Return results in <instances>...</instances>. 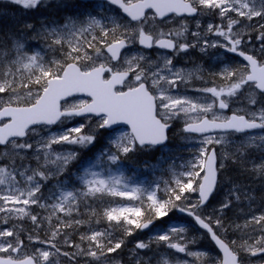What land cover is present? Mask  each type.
<instances>
[{"label": "snow or ice", "instance_id": "obj_1", "mask_svg": "<svg viewBox=\"0 0 264 264\" xmlns=\"http://www.w3.org/2000/svg\"><path fill=\"white\" fill-rule=\"evenodd\" d=\"M12 2L24 9H35L42 6L44 0ZM106 2L116 6L130 20L125 22L119 17H108L110 26H107L89 14L86 21L69 17L62 26L45 27L37 33L38 37L50 41L48 47L58 50L63 59L45 60L39 52L29 55L19 38H15L6 49L0 45V223L7 225L11 220L29 219L36 232L35 236L29 234L27 237L35 246L29 253L21 238L19 225L0 229V264H59L60 256L68 260H75L78 256L88 257L96 264H106L104 258L125 245L123 238L113 237V229H121L124 236H133L137 230L148 229L156 220L167 217L173 209L192 217L222 255L211 257L207 253L189 251L188 244L195 241L185 240L183 234L186 229L183 227L163 229L148 242L137 241L136 250L149 249L152 243L162 242L169 249L194 256L200 264H243L242 253L253 257L264 253V213L253 214L243 225H235V230H258L261 235L255 244H249L247 240L240 243L230 240L227 233L231 226L226 225L220 216L201 214L217 187L218 172L225 167L224 161L230 159L264 180V156L256 161L248 155L249 149L264 151V133L250 134L235 152L223 153L219 163L217 150L211 147L227 142L231 133L264 130V104L233 110L231 116L214 111L216 108L229 109L231 104L239 102L238 98L245 92L248 93L244 96L248 105H258L255 90L264 98V61L242 51L240 46L248 33L234 31L241 19L252 21L258 17L264 20V0ZM149 9L154 13L151 17L146 13ZM169 14L182 17L214 14L221 21L226 20V25L208 24L206 33L222 37L227 43L205 40L204 44L226 48L247 62L215 73L225 82L223 86L195 89L210 94L214 98L211 103L172 94L180 83L188 84L195 73L175 70L171 58L164 57L161 65L147 61V57L141 54L122 56V50L134 43L146 49L155 47L178 52L195 47V44L174 39L183 36L187 31L186 24H182L181 29L167 32L157 28L154 23L157 18L163 21ZM196 26L200 27L198 21ZM26 27L31 29L33 26L28 24ZM261 29H264V23H260L257 29V38L262 42L261 53L264 54V31ZM192 35L198 39L201 36L199 32ZM113 61L119 63L113 64ZM142 61L146 63L142 64ZM76 94H84L90 99L68 102V98ZM81 116L99 119L94 126L80 123L58 134H50L36 145L26 139L37 131L33 126L64 124L66 120ZM181 116L184 118L183 131L200 134L202 146L199 155L189 162L186 170L176 175L171 183L166 182L163 191L167 198L157 196L159 185L152 191L141 187L129 188L121 177L103 178L100 173L91 170L95 165L88 166L91 161H85L81 165L82 174L78 176L79 189L61 191L59 195L53 193L55 202H42L45 183L67 172L69 165L80 155L76 149L57 151L54 145H75L88 149L96 142L100 130L108 129L115 134L118 129L114 126L124 124L130 127V132L109 139L115 152L102 150L96 157L99 163L102 157L107 156L108 162L115 165L122 157L136 151L137 147L164 144L169 121ZM257 140L260 143H256ZM33 158L37 161L36 167L28 162ZM247 162L251 163L250 168L246 166ZM60 187L64 185L61 183ZM238 192L239 189L230 190L229 198L216 211L223 213L229 208L232 196L239 200ZM192 193H198L195 202H190L189 194ZM104 197L138 203L109 204L102 212L90 209L88 220H64L59 215L72 217L74 212H79L81 202L102 200ZM34 207L44 209L48 215L41 219L39 213L33 212ZM54 217L57 224L52 223ZM44 221L48 224V232L47 238L41 239L39 230ZM93 221L97 224L106 222L108 227L80 234V244L72 242L62 231ZM60 237H64L66 248H75L76 251H62L56 243ZM136 264H143V261L137 260ZM162 264L170 262L162 258Z\"/></svg>", "mask_w": 264, "mask_h": 264}, {"label": "rangeland", "instance_id": "obj_2", "mask_svg": "<svg viewBox=\"0 0 264 264\" xmlns=\"http://www.w3.org/2000/svg\"><path fill=\"white\" fill-rule=\"evenodd\" d=\"M0 2L1 3H5V2L13 3L12 0H0ZM100 6L101 5H94V9L91 10V9H86L85 5H83V7L85 8L86 11L80 12L81 13L80 15H82V18L79 20L86 21L88 18V15L91 14V15L95 16L97 19H100L102 21V23H104L107 26H110L108 17H119L121 20L128 22L125 19H123L115 10H113V9H111L105 5H103L102 8ZM76 13H78V12H76ZM214 16L216 18V21L209 20V19L204 20V18L200 17V16L195 17L192 21L194 23L195 29H198L196 26L197 21L199 22L200 27L205 26V28H207V25L210 23L213 25H216V23H218V21H219V23L227 22L226 20L221 21L217 15H214ZM61 17L65 20V22L68 20V17H64V16H61ZM238 19H240V18H238ZM55 21L56 20H51V23L47 24V22H50V19L46 20V21L43 20V22H44L43 26L38 25L35 32H33L31 35L37 36V33L42 32L45 27H47V28L57 27L55 25ZM260 23H264V20H261L258 17L254 18L252 21H247L246 19H241L240 24L234 28V31L247 32L248 35H250L253 31H255V29H258ZM155 24H156L158 29L163 30L164 32H167L169 30L174 29V27L172 28V25L169 26L168 20H164V21H161L158 23L156 22ZM62 25H63V23L61 25H58V26H62ZM97 32H98V30H97ZM38 39H40V41L42 42L39 44L41 46L44 45L45 49H47V51H49V55H51L54 50L50 49L48 47V43L50 41H46L45 39H43L41 37H38ZM205 40H208L209 42H219V43H223V44L227 43L226 41H224V39L222 37H218V39H202V37L200 36L199 40L197 41L198 45L194 48H196V52L201 54L204 58H206V60L198 62L197 63L198 66H196V65L194 66L196 68H192L193 66L186 67V66H183L182 64H181L182 69L177 68V66H179V65H177L176 63L186 62L185 60L184 61H180V60L184 59L183 57L192 56L190 54H184L183 56H180V55L175 56L176 63L174 64L173 57L171 55H165V54L159 53V52H155L156 53L155 55L148 54V53L138 49L136 46V43L131 45V47L128 48L122 56L141 54V55H144L147 57V61L159 62L161 65L163 63L164 57L171 58L175 70H182L185 73H187V72L195 73V75L193 76V78L191 79V81L188 84L180 83L178 85V87L175 89V91H173L172 94L173 95H179V96H187V97L193 98V99L198 98L200 100V102H202V103L203 102L211 103L213 101V97H211L210 94L203 95V96L201 95V97H195V95H192V94H189L186 92L187 87L189 85H191L193 80L196 79L197 77H199L197 79L201 83L203 82V80H205L204 81L205 87L215 86L216 81H217L216 79L220 80L221 77L219 75H214V74L219 73L223 68L227 67L226 64L230 65L229 63L231 62V60H229V59L225 60V55H223V53L221 51V47L217 46V47L213 48L210 46H206L204 44ZM202 48L204 49L203 51L201 50ZM247 48L250 51L253 50V52L259 51V49H256L255 47L250 48L247 46ZM190 52L193 53L194 50L191 49ZM33 54H36V52H34ZM0 55H2V53H0ZM53 59H55V58H53ZM117 63H119V62H117ZM141 63L145 64L146 62L142 61ZM211 81H213L214 84H211L210 83ZM239 98H241V101L244 103V105L246 107H249V108L258 107L259 104H263V101H264V98L256 96V99L258 101V105L254 106V105H248L247 101L244 99V97L240 96ZM80 100H85V99H73L70 102H79ZM214 111H216L218 114H221L217 110V108L214 109ZM97 120H98L97 118H83V119L78 120V121H74L73 119H70V120H66L64 124H59L55 128L43 127V129H44L43 131L40 130L42 128H36L37 131L32 133L30 138H26V139H29L30 143H33L34 145H36L41 141L42 138H47L50 134H54V133L58 134L60 131H63L64 129H66L68 127L76 126L80 123H90L91 125L94 126ZM169 122H173L175 124H178V126H175V128L173 130V135H175V139H176L175 142H177L183 148L185 153H189L187 155V157L183 156L181 158L178 153H175L173 151L164 150V152H163L166 156V159H168L173 164V166L177 167L178 168L177 172L180 173L182 171H185L189 162L192 161L195 157H197L199 155V149L202 146L201 145L202 137L188 136V135L184 134V132L182 131V126H184L183 116L174 118L173 120H171ZM86 131H87V129H86ZM101 132L102 131L100 130L99 133L97 134V138L100 137L99 140L106 139L109 142L110 137L114 138L115 135H120L126 131L119 130L115 134H113V133L102 134ZM180 132H181V134H180ZM258 133H264V131L253 132L250 134L255 135ZM250 134H247L244 136H238L237 138L235 136H233V134H229L227 137V142L222 143L220 145L213 144V145H211V147H216L218 159H220L221 155L225 152H227L229 154L232 152H235L236 147L239 146L240 143L246 141L247 137ZM256 143H260V141L257 140ZM53 147L57 151H69L72 149H76L75 145H66V144L65 145H54ZM144 151L147 152L150 150L147 149ZM262 152H264V151H260L257 149H249L248 155H250L252 153L254 155H256V154H259ZM28 162L31 164L32 167L37 166V161L34 158ZM164 163H166V161L163 162V164H161L159 166L164 165ZM96 164H97V161H94V162L90 163L88 166L91 167L92 165H95L94 167H91V170L100 173L103 178H108L110 176H118V174L111 173V174H108L106 177L104 175V171L101 169H98L96 167ZM97 166H104V163L100 162L97 164ZM249 166H251V165H249ZM176 175H178V174H176ZM176 175L170 177L168 179V183H171V181H173L175 179ZM58 177L54 176L52 179H56ZM159 182H161V181H159ZM60 185H61V183H58V184H56L55 188L50 187V188H46L44 190L42 188V194H43L42 202H48V203L55 202V197L53 196V193H55L56 195H59V193L61 191H65V190L71 191V190L65 188V185L63 188H61ZM128 187L132 188V186H130V185H128ZM233 189H237V188L235 186H233V184H230L228 181H224L219 186L217 194L214 196V199L211 202V204L206 208L205 211L201 210L202 215H212L214 217L220 216L224 220V223L226 225L231 226L230 232L227 233L228 238L230 240L233 239L230 237V234L235 232V225L236 224L226 223V222H228V220L238 221V222H240L238 224L243 225L245 223V221L247 219H250L253 214L259 215L261 213H264V205H249V202L244 203V205H239L238 202H232V200H231V206L229 208H226L223 210V211H226V214L220 213L219 211H216L220 207L221 203L229 198V192H230V190H233ZM238 189H240V192H242L241 190L245 189V186H244V188H242L240 186ZM190 196H191L190 202H195L196 198H194V193H192ZM50 197H51V199H49ZM122 200L128 201L126 199H122ZM37 208H39V207H35L33 209V212L39 213L41 219H43V217L48 215V212L37 211ZM49 211H50V209H49ZM0 215H2V214H0ZM27 221L31 222L29 219H24L22 221L11 220V221H9V224H7V225L0 223V229L6 228V227H11L12 225H19L20 228L22 229L20 234L26 235L27 234V227L24 224ZM173 227H182V226H173ZM44 230H48V224L46 221L43 222L41 231L44 232ZM243 230H246L248 232V235H250L251 238L239 237L238 239H236L237 242H239V243L242 242V240H247L249 244H252V242H253V244H255V240L257 238H259V236L261 235V233L258 230L254 231L252 228L243 229ZM242 232L243 231L240 230V233H242ZM251 240H252V242H251ZM180 242L183 243L184 241H180ZM26 245L28 246V252L29 253L31 252L32 248L35 247L33 244H26ZM188 245H191V243H189ZM154 246L158 250V252H161L162 250L164 251L163 253H159L158 255H156L157 258H153L152 255L144 256L141 252L135 251L134 249H132V250L128 249V253H130V254H128V258L131 259V264H136L137 260L143 261V264H162V258L168 259L170 264H192L191 260L192 261L196 260V258L194 256H189L186 253H180V255H178L179 253H177V252L172 253L170 251V249L167 248L166 246H164V244L162 242L159 244L155 243ZM257 247H260V246L257 245ZM165 249H167V250L165 251ZM191 252L198 253L197 250H194ZM209 256L216 257L213 255H209ZM79 258H81V257H79ZM79 258H77V259H79ZM241 258L243 260V264H264V253L258 254L255 257L242 253ZM58 259H59V264H69V262L68 263L66 262L67 258H65L63 256H60ZM77 259L70 260V262L73 264ZM181 259H182V261H180ZM186 260L189 262H186ZM109 261L111 262V264H121V256L119 258H116L114 260H109ZM105 262L107 264L108 261L106 260Z\"/></svg>", "mask_w": 264, "mask_h": 264}, {"label": "trees", "instance_id": "obj_3", "mask_svg": "<svg viewBox=\"0 0 264 264\" xmlns=\"http://www.w3.org/2000/svg\"><path fill=\"white\" fill-rule=\"evenodd\" d=\"M5 8L2 9V7H0V45H7L8 39L10 37L13 36H18V32L16 31L18 28V25L20 24L21 21V13H17V11L14 10V8H12L10 10V8H8L7 6H4ZM15 15V17H14ZM17 23V24H16ZM136 153H140L139 151H136ZM87 156H92L91 153H89V155ZM87 156L83 157V154H80L79 158L77 159V162L73 165H71L69 167V170L67 171V173L70 172H74V173H78V167L81 165V162L85 161V158H87ZM128 161L127 167H131L133 169H135L137 171L136 176H144V177H149L150 176V172H149V166L148 163L149 162H155L154 159H157L155 155L151 154V153H145V156L139 157L137 155L132 156L130 159L125 158ZM66 173V174H67ZM237 175V174H235ZM160 198H167L165 196V193L161 194L159 196ZM106 197H104L102 200H88L86 202H81L80 207H79V212L76 215H73L72 217H63L64 220H70V219H82V220H88L89 216H86V212L88 211L90 213V209H95L97 212H102V205H108V204H119L116 200L112 199V201H108L105 199ZM116 203V204H115ZM89 205V208H87ZM174 209L169 212V215H171V213H173ZM53 224H57L55 220H52ZM101 224L103 226H106V222H101ZM92 227L91 228H89ZM87 227L91 230H96L97 228L95 227V222L93 221L91 224L85 223L83 226L80 227H76L74 226L73 228H69V229H62V231H64L66 234L70 235L71 240L76 243L79 241V235L82 233H88ZM114 231L116 232V235H120L121 231L120 229L116 228L114 229ZM137 232V231H136ZM135 232V233H136ZM134 233V234H135ZM33 236L36 235V233H30ZM40 238L42 239L43 237H46L42 232L39 233ZM122 236H124V233L121 234ZM132 236H127V238H125V243L128 244L130 238ZM107 258V257H105ZM104 258V259H105Z\"/></svg>", "mask_w": 264, "mask_h": 264}, {"label": "flooded vegetation", "instance_id": "obj_4", "mask_svg": "<svg viewBox=\"0 0 264 264\" xmlns=\"http://www.w3.org/2000/svg\"><path fill=\"white\" fill-rule=\"evenodd\" d=\"M200 16H202V15H200ZM192 21H193V18L188 19V20H181V22L183 24H186V27H187V31L184 32L183 39L188 41V42L193 38L191 36V33L195 30V26H194V23ZM204 28H205V26L204 27L202 26V27L198 28L197 31L202 32V31H204Z\"/></svg>", "mask_w": 264, "mask_h": 264}, {"label": "bare ground", "instance_id": "obj_5", "mask_svg": "<svg viewBox=\"0 0 264 264\" xmlns=\"http://www.w3.org/2000/svg\"><path fill=\"white\" fill-rule=\"evenodd\" d=\"M197 93H198V91L195 90V94H197Z\"/></svg>", "mask_w": 264, "mask_h": 264}, {"label": "water", "instance_id": "obj_6", "mask_svg": "<svg viewBox=\"0 0 264 264\" xmlns=\"http://www.w3.org/2000/svg\"><path fill=\"white\" fill-rule=\"evenodd\" d=\"M84 95V94H83ZM213 242V241H212ZM214 243V242H213ZM215 245V244H214ZM216 247V246H215ZM218 250V249H217ZM219 251V250H218Z\"/></svg>", "mask_w": 264, "mask_h": 264}]
</instances>
